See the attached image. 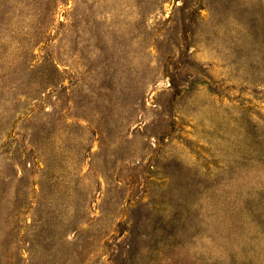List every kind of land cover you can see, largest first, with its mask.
Instances as JSON below:
<instances>
[{
	"label": "rangeland",
	"instance_id": "obj_1",
	"mask_svg": "<svg viewBox=\"0 0 264 264\" xmlns=\"http://www.w3.org/2000/svg\"><path fill=\"white\" fill-rule=\"evenodd\" d=\"M0 264H264V0H0Z\"/></svg>",
	"mask_w": 264,
	"mask_h": 264
}]
</instances>
